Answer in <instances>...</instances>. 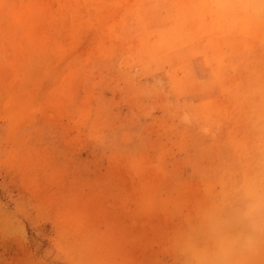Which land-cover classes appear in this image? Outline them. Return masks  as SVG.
Masks as SVG:
<instances>
[{
  "label": "rangeland",
  "instance_id": "rangeland-1",
  "mask_svg": "<svg viewBox=\"0 0 264 264\" xmlns=\"http://www.w3.org/2000/svg\"><path fill=\"white\" fill-rule=\"evenodd\" d=\"M0 264H264V0H0Z\"/></svg>",
  "mask_w": 264,
  "mask_h": 264
},
{
  "label": "bare ground",
  "instance_id": "bare-ground-1",
  "mask_svg": "<svg viewBox=\"0 0 264 264\" xmlns=\"http://www.w3.org/2000/svg\"><path fill=\"white\" fill-rule=\"evenodd\" d=\"M218 5H221L223 8H224V6H225L223 2H221V3L218 4ZM218 5H217V7H218ZM242 6H243V5H241V7H242ZM205 7H206V6H205ZM73 8H74V7H73ZM239 8H240V7H239ZM253 8H255V7H253ZM185 9H186V8H185ZM192 9H193V8H192ZM201 9H202V8H201ZM244 10H245V9H244ZM214 11H215V10H214ZM241 11H242V10H241ZM220 13H221V10H220ZM220 13H218V14L220 15ZM242 13H243V12H242ZM244 13H245V12H244ZM245 15H246V17H248L246 13H245ZM245 15H244V17H245ZM241 16H242V15H241ZM249 16H250V14H249ZM212 17H213V16H212ZM217 17H218V16H217ZM238 18H239V16H238ZM250 18H251V17H249V19H250ZM218 19H219V18H218ZM235 19H236V18H235ZM240 19H241V18H240ZM247 19H248V18H246V20H247ZM258 19H259V18H258ZM216 20H217V19H216ZM216 20H215V21H216ZM221 20H223V19H221ZM224 20H225V19H224ZM242 20H243V19H242ZM250 20H251V19H250ZM197 22H198V21H197ZM243 22H245V19H244V21L241 22V24H242ZM250 22H251V21H250ZM198 23H199V22H198ZM205 23H206V22H205ZM254 23H255V22H254ZM254 23H251V25L254 24ZM219 24H220V23H219ZM221 24H222V22H221ZM223 24H224V23H223ZM208 26H209V25H208ZM242 26H243V25H242ZM247 26L249 27V28H247L248 30H249V29H252V28H250V27H253V28H254V26H250V25H248V24H247ZM198 27H199V26H198ZM213 27H214V26H213ZM220 27H221V26H220ZM226 27H227V26H226ZM243 28H244V27H243ZM256 28H257V27H256ZM259 28H260V27H259ZM207 29H208V28H207ZM221 29H222V28H221ZM241 29H242V28H240V30H241ZM245 29H246V28H245ZM245 29H244V30H245ZM240 30H239V31H240ZM249 31H250V30H249ZM258 31H259V30H258ZM175 34H176V33H175ZM201 34H202V33H201ZM255 34H256V33H255ZM171 36H172V35H171ZM255 36H256V35H255ZM174 37H175V36H174ZM240 40H241V39H240ZM144 41H145V40H144ZM235 41H236V40H235ZM220 42H221V41H220ZM237 43H238V42H237ZM171 44H172V43H171ZM166 51H167V50H166ZM177 53H178V52H176V54H177ZM224 53H225V52H224ZM224 53H223V54H224ZM156 55H157V54H156ZM176 56H177V55H176ZM152 57H154V56H152ZM181 58H182V57H181Z\"/></svg>",
  "mask_w": 264,
  "mask_h": 264
}]
</instances>
